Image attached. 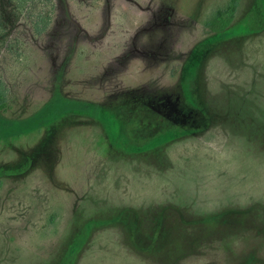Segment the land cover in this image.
Returning <instances> with one entry per match:
<instances>
[{"label": "rangeland", "instance_id": "1", "mask_svg": "<svg viewBox=\"0 0 264 264\" xmlns=\"http://www.w3.org/2000/svg\"><path fill=\"white\" fill-rule=\"evenodd\" d=\"M232 1L243 31L184 66ZM55 86L174 137L22 131ZM0 115V264H264V0H0Z\"/></svg>", "mask_w": 264, "mask_h": 264}, {"label": "trees", "instance_id": "2", "mask_svg": "<svg viewBox=\"0 0 264 264\" xmlns=\"http://www.w3.org/2000/svg\"><path fill=\"white\" fill-rule=\"evenodd\" d=\"M234 2H229L226 7L217 9L216 14L214 17L206 23V27L208 30L212 32V34L208 35L204 39H202L198 44H196L187 58L185 64L190 60L192 55L195 53V50L198 49V47L202 46V51L203 49L210 45L213 44L214 42H217L221 39L227 38L229 36L235 35L237 33L242 32L241 28L238 25H233L231 27H226V23L228 19H230L233 10H234ZM227 15V17H225ZM200 51L196 57V60L194 61V70L196 66L198 65V62L200 60L201 52ZM192 103L194 101H191ZM42 113H50V117H39ZM84 114L88 116H92L95 119L99 120L104 126L105 130L107 131L108 136L111 139V143H113L114 146L125 149L127 151H137V150H142L145 148H150L153 146H157L168 139L174 137V133L171 134V136H168L166 132H168L170 129H166L164 131H161L159 133H156L148 138L141 139V140H135L134 138L131 137V135H119L118 134V129L114 130L115 127H117V117H116V112L113 108H110L109 106H106L105 104L84 99V98H79V97H73L69 95H65L61 92L58 86H55L51 95L46 99L40 107L33 112V114L29 115L26 119V121H31L35 120V123H33L31 126L26 127L25 129H22V131L26 130H32L39 128L41 126H44L48 123H50V120L55 119L61 115L64 114ZM0 119L2 121L4 120L3 123L6 121V125L8 127V124L12 123L13 119L10 120L8 117H5L3 115H0ZM38 118V119H37ZM23 119V118H17L18 120ZM10 120V121H8ZM10 122V123H7ZM2 129V123H0V130ZM170 132V131H169ZM174 132V131H172ZM185 132H190L188 128H182L181 131L175 134L179 133H185ZM7 134H10L7 133ZM118 135L125 138V143L121 142V139L118 138ZM177 136V135H176ZM1 137V135H0ZM138 141L144 142V145L138 144ZM150 141V142H149ZM147 142V143H146Z\"/></svg>", "mask_w": 264, "mask_h": 264}]
</instances>
